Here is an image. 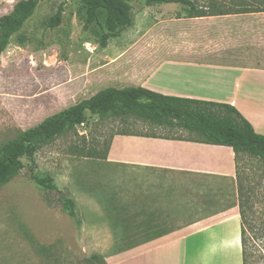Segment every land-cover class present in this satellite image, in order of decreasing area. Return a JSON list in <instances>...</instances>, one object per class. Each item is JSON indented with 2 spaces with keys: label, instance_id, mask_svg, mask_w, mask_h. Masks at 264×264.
Wrapping results in <instances>:
<instances>
[{
  "label": "rangeland",
  "instance_id": "1",
  "mask_svg": "<svg viewBox=\"0 0 264 264\" xmlns=\"http://www.w3.org/2000/svg\"><path fill=\"white\" fill-rule=\"evenodd\" d=\"M19 1L0 0V17ZM126 1L134 24L106 46L102 30L86 22L83 0L39 1L1 55L0 150L104 87L132 85L131 68L155 46L207 48L213 53L201 57L264 68V0H192L201 17L184 4ZM60 6L62 22L51 27ZM116 134L201 140L136 113L87 110L83 124L23 157L24 168L0 186V264H109L143 241L147 223L181 235L237 204L249 229L246 264H264L263 160L240 152L236 179L111 165L102 157ZM34 174L57 188L40 187Z\"/></svg>",
  "mask_w": 264,
  "mask_h": 264
},
{
  "label": "crops",
  "instance_id": "2",
  "mask_svg": "<svg viewBox=\"0 0 264 264\" xmlns=\"http://www.w3.org/2000/svg\"><path fill=\"white\" fill-rule=\"evenodd\" d=\"M151 49L149 58L143 56L131 68L137 78L132 85L165 95L232 104L257 133L264 134L263 67L201 57L213 53L207 48L159 45ZM104 161L232 179L238 175L232 147L194 139L116 134ZM245 223L237 204L196 223L184 234L170 233L139 243L111 258L109 264H246L243 232L249 229Z\"/></svg>",
  "mask_w": 264,
  "mask_h": 264
},
{
  "label": "trees",
  "instance_id": "3",
  "mask_svg": "<svg viewBox=\"0 0 264 264\" xmlns=\"http://www.w3.org/2000/svg\"><path fill=\"white\" fill-rule=\"evenodd\" d=\"M39 1L21 0L14 5L10 13L0 17V62L11 36L34 14ZM83 2L87 24H95L102 30L100 40L102 46H106L110 38L119 36L122 31L134 24L132 7L126 0ZM145 2L148 5L184 4L190 7V17L205 16L197 10L192 0H145ZM62 13L63 6H60L51 18L49 24L51 27L61 24ZM87 110L100 117L136 113L159 124L185 127L197 132L201 136L199 141L232 147L236 158L240 152H245L264 161V134L257 133L253 125L232 104L165 95L137 85H111L27 129L19 139L1 149L0 186L24 168L23 157L33 158L40 145L83 124ZM108 151L103 159L107 158ZM33 180L40 187L57 188L50 177L34 174ZM65 206L71 216H77L73 200L66 199ZM165 232L164 228L147 223L143 230L140 227V239L145 236L140 243L158 238ZM243 246L246 262L244 236Z\"/></svg>",
  "mask_w": 264,
  "mask_h": 264
}]
</instances>
